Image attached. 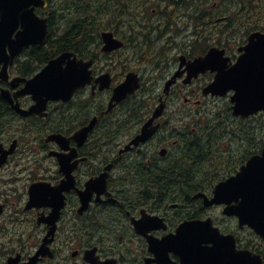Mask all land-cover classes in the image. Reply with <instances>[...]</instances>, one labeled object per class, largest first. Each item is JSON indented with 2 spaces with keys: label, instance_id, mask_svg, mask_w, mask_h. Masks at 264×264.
<instances>
[{
  "label": "flooded vegetation",
  "instance_id": "1",
  "mask_svg": "<svg viewBox=\"0 0 264 264\" xmlns=\"http://www.w3.org/2000/svg\"><path fill=\"white\" fill-rule=\"evenodd\" d=\"M71 1L85 2L84 56L76 48L59 52L56 40L45 41L25 48L9 65L8 80L0 79L7 116L0 124V144L9 150L16 142L0 168V264H264V227L257 232L250 214L239 212L243 198L232 195L227 204H209L218 182L206 181L220 172L234 176L262 154L264 109L235 116L231 87L223 98L204 95L225 76L222 69L239 65L246 48L263 40L264 0H46L45 7L33 8L59 36L69 26L79 28L72 26L77 8ZM122 30L132 36H120ZM141 32L156 40L139 41ZM161 32L167 35L159 37ZM105 33L122 47L106 51ZM168 34L184 40L164 41ZM211 48L221 53L210 67H201L197 59ZM63 54L91 63V82L68 101L49 100L45 116L15 111L3 91L30 110L36 104L32 95L17 94ZM130 74L140 77L141 89L108 110L115 89ZM253 74L250 63L230 76L231 83L244 78L246 94L253 89L264 97V68ZM106 75L109 87L101 90L97 81ZM136 95L146 105L127 113L126 102ZM163 97L165 108L153 121ZM219 101L228 119L220 114V121L204 120L203 108L218 107ZM97 117L83 144L75 142L74 135ZM242 124L249 133L251 127L260 129V135L245 136L242 144ZM146 125L156 129L139 142ZM27 129L30 139L23 135ZM226 132L237 142L219 139ZM56 135L68 142L49 140ZM252 141L260 145L251 155ZM21 175L26 176L22 186L8 188L22 181ZM34 183L48 188L34 191Z\"/></svg>",
  "mask_w": 264,
  "mask_h": 264
},
{
  "label": "water",
  "instance_id": "2",
  "mask_svg": "<svg viewBox=\"0 0 264 264\" xmlns=\"http://www.w3.org/2000/svg\"><path fill=\"white\" fill-rule=\"evenodd\" d=\"M45 5L43 0H0L1 80H8L9 65L13 64L14 59L19 56L25 48L32 45L43 44L48 32V21L47 19L39 18L35 14L33 6L44 7ZM103 38L106 45L104 49L106 51H114L122 47V43L117 41L111 33H105ZM258 50L260 53L255 52ZM246 51L248 54H245L240 59L239 68H244L245 65L248 66L251 63L252 71L254 72L252 76L255 78V71L259 70L261 67L264 68V39L257 45L248 46ZM216 53H218V51L212 49L203 60H200V63H208V66L212 65L215 62L214 58L216 57ZM255 54H257V57ZM64 64H66L65 67ZM90 66L91 63L84 62L83 60L78 61L73 54H63L59 58L52 60L33 79L26 81V86L23 91L17 94V96L21 94H30L36 101V104L28 111H25L20 107L19 103L13 101L9 91L4 90L3 95L11 103L12 108L22 116H28L31 113L45 116L44 111L49 100L64 99L68 101L76 91L80 88H84L87 83L91 82ZM240 76H244L243 71L240 73ZM109 78V75H106L98 79L97 83L101 85V90L109 87ZM230 78L229 75L217 77L206 89L205 94L211 93L216 96H224L230 88ZM175 79L176 77L167 84L166 92L170 89ZM19 81L20 79L12 82V87L16 88L17 82ZM241 82L244 83V78ZM138 88L139 79L137 75L130 74L125 82L115 89L109 109H112L115 103H119L125 100L129 95L134 94ZM263 98L264 97L261 96L260 93H257L253 89L250 94H246L245 91L243 97L238 98L236 96L237 105L234 108V114L237 116H249L259 112L261 109H264ZM246 99H248V101H246ZM163 108L164 106L161 105L155 111L152 118L153 121L160 116ZM96 122L97 120H94L88 127H84L78 131L73 139L78 142L79 145H82L88 133L94 128ZM155 129L156 128H153L152 125H146L139 140L147 139V137L152 135ZM49 140L57 141L61 144L62 142H68L67 139L60 135L51 136ZM15 147L16 142L12 144L9 150H4L2 144H0V168L7 162L8 157L14 153ZM241 172H244V175L238 183H229L231 179L235 178L234 176L218 184L214 191L215 196L209 204H227L229 196L235 195L236 199H238L240 195H243L245 202L242 206L241 204L243 201L240 203L238 210L239 212L250 214V216L247 215L250 226L261 233L264 227V150L261 155L252 157L247 164L241 168L238 174ZM104 179L105 178H103V188L106 186ZM30 188L35 191L36 188H48V186L43 183H34ZM206 200L208 199L206 198Z\"/></svg>",
  "mask_w": 264,
  "mask_h": 264
},
{
  "label": "trees",
  "instance_id": "3",
  "mask_svg": "<svg viewBox=\"0 0 264 264\" xmlns=\"http://www.w3.org/2000/svg\"><path fill=\"white\" fill-rule=\"evenodd\" d=\"M71 3L74 5L75 8H77L76 9L77 10L76 15H73L72 18H71L73 20L72 26H77L79 28L78 29H72V27L69 26L68 28L63 30L61 32V35H59V36L55 34V31L52 28L50 30V32H49V37L47 38L46 41L56 40L57 44L55 46V49L59 50V52L65 51V50H75V48H76L77 50H79V52L76 51V50L75 51L78 54H80L81 56H84L82 48L84 47L83 44L85 42V35H86V32L83 29V27H84V12H85L84 8H85V5H84V1H71ZM54 34H55V36H54ZM140 38H142V37H140ZM49 56H51V55H49ZM126 103H127V107H129L127 109V113H130V114L133 113V111H134L133 108L134 107H136L137 110H138L137 112H139V111H141L140 109L142 107H145V105H146V102L142 98L138 97L137 95L135 97L129 99ZM4 105L5 104L2 101H0V124H3L2 122L7 117V116H5L6 115L5 114L6 113V108H5ZM140 119L142 120V113L140 114ZM240 130H241L240 137L242 138V144H243V140H244L245 136H250L251 135L254 138L255 135H257V136L260 135V133H259L260 129H255V128L251 127V131L249 133L248 129H246L244 127V124L241 125V129ZM256 131H257L258 134L256 133ZM23 135H24V138H29L30 139L31 138L30 129H27ZM225 136L228 137V139L230 138L229 140L232 141V142H233V140L236 141V138L235 137L233 138L231 135H229L228 132H226L224 135H222V134L219 135V139L225 138ZM213 139H214L213 135L210 134L209 135L210 142ZM252 145H253L252 149L250 150L251 155L254 154L255 150L259 149V145L260 144L256 143L254 145L253 141H252ZM244 153H246V152H244ZM247 153H249V151H247ZM214 179L223 180L225 178L224 177L222 178L221 176H218L216 178L210 176L209 179H208V177L206 178V181L207 180L208 181H211V180L213 181Z\"/></svg>",
  "mask_w": 264,
  "mask_h": 264
},
{
  "label": "snow or ice",
  "instance_id": "4",
  "mask_svg": "<svg viewBox=\"0 0 264 264\" xmlns=\"http://www.w3.org/2000/svg\"><path fill=\"white\" fill-rule=\"evenodd\" d=\"M239 67H240L239 65H236L235 67H232V68H230V69H222V72H223L225 75H229V76H231V75L236 74V73L239 72ZM70 71H73V70H70ZM229 87L235 89V92L233 93V95L237 96L238 98L243 97V95H244V85H243L242 82L237 81V82H234V83H230V84H229ZM250 167H251V165H250ZM243 175H244V172H241L240 174H238L237 176H235L234 179H231V180L229 181V183H230V182H236V183H238ZM229 183H228V184H229ZM226 185H227V184H226ZM239 198H243V203L241 204V206H242V205L244 204V202H245V200H244V196H243V195H240ZM173 238H177V239H179L180 236H178V237H173ZM209 241H211L212 243H215V240H209ZM209 241H205L203 244L205 245L206 248L211 249V246H210V244H209ZM236 258L243 260V259H242L241 257H239V256H237ZM244 262H245V261H244ZM245 264H247V262H245Z\"/></svg>",
  "mask_w": 264,
  "mask_h": 264
},
{
  "label": "rangeland",
  "instance_id": "5",
  "mask_svg": "<svg viewBox=\"0 0 264 264\" xmlns=\"http://www.w3.org/2000/svg\"><path fill=\"white\" fill-rule=\"evenodd\" d=\"M138 1H141V0H138ZM211 4H212V0H211ZM154 8H158V7H154ZM119 35L120 36H123V37H130V36H132V35H130V34H124V31L122 30V31H120L119 32ZM165 35H167L166 33H163V32H161L160 34H159V37H164ZM171 39H173L174 41L175 40H177V41H179V42H181V41H183L184 39L181 37V35L180 36H177V34H168V36H166L163 40L164 41H171ZM152 40H156V35H154V34H151V40H149V41H152ZM148 41V42H149ZM147 42V43H148ZM216 103H220V104H222V102L221 101H219V102H216ZM210 104H212V102H210ZM256 133H257V131H256ZM258 134V133H257ZM229 150V149H228ZM228 150H226V151H224L223 152V154L224 153H226ZM225 157H228V154H226L225 155ZM224 161H226V159H222V160H219V162L221 163V162H224ZM17 173H18V171H17ZM220 174H221V177H223V173L222 172H220ZM21 176H23V175H21ZM26 176H23L22 178H23V180L22 181H19V182H11V186H9L8 188H16V187H21L22 186V184L25 182V178Z\"/></svg>",
  "mask_w": 264,
  "mask_h": 264
}]
</instances>
